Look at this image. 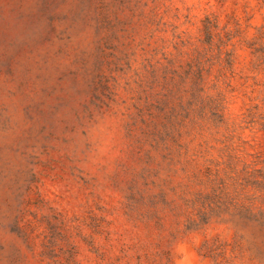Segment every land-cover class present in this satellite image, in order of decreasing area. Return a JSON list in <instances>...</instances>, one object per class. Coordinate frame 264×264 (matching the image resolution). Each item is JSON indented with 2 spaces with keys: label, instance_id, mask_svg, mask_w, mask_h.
Instances as JSON below:
<instances>
[{
  "label": "rangeland",
  "instance_id": "rangeland-1",
  "mask_svg": "<svg viewBox=\"0 0 264 264\" xmlns=\"http://www.w3.org/2000/svg\"><path fill=\"white\" fill-rule=\"evenodd\" d=\"M0 264H264V0H0Z\"/></svg>",
  "mask_w": 264,
  "mask_h": 264
}]
</instances>
